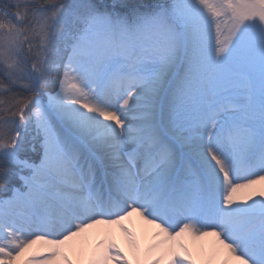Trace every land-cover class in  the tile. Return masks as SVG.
Here are the masks:
<instances>
[{
	"label": "snow or ice",
	"instance_id": "6c2138e0",
	"mask_svg": "<svg viewBox=\"0 0 264 264\" xmlns=\"http://www.w3.org/2000/svg\"><path fill=\"white\" fill-rule=\"evenodd\" d=\"M0 191V264H264V0H0Z\"/></svg>",
	"mask_w": 264,
	"mask_h": 264
},
{
	"label": "bare ground",
	"instance_id": "6f19581e",
	"mask_svg": "<svg viewBox=\"0 0 264 264\" xmlns=\"http://www.w3.org/2000/svg\"><path fill=\"white\" fill-rule=\"evenodd\" d=\"M194 179V178H193ZM210 239V238H209ZM185 242L188 244L190 250H192L194 256H196L197 260L199 261L201 257L198 255V249L201 244L207 245L208 241H194L191 237L186 236L184 238Z\"/></svg>",
	"mask_w": 264,
	"mask_h": 264
},
{
	"label": "trees",
	"instance_id": "16d2710c",
	"mask_svg": "<svg viewBox=\"0 0 264 264\" xmlns=\"http://www.w3.org/2000/svg\"><path fill=\"white\" fill-rule=\"evenodd\" d=\"M113 0H104V2H106V3H109V4H111V2H112ZM125 3H131V4H134V3H139V2H141V0H126V1H124ZM15 182H17V180H15V181H13V184L15 185ZM12 185H9V187H11ZM0 195L2 196V195H5L2 191H0Z\"/></svg>",
	"mask_w": 264,
	"mask_h": 264
},
{
	"label": "rangeland",
	"instance_id": "374dc122",
	"mask_svg": "<svg viewBox=\"0 0 264 264\" xmlns=\"http://www.w3.org/2000/svg\"><path fill=\"white\" fill-rule=\"evenodd\" d=\"M124 1H126V0H122V2H124ZM112 2H113V1H112ZM112 2H111V3H112ZM56 87H58V85H57ZM15 186H16V187H21V183H20V181L17 180V182H15ZM10 194H11V193H9V195H10ZM0 198H5V195H2V196L0 195Z\"/></svg>",
	"mask_w": 264,
	"mask_h": 264
}]
</instances>
